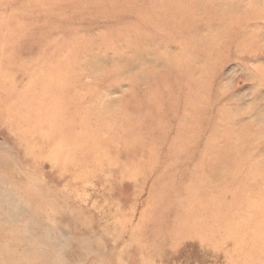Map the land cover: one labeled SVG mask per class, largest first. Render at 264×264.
Listing matches in <instances>:
<instances>
[{"label": "rangeland", "instance_id": "1", "mask_svg": "<svg viewBox=\"0 0 264 264\" xmlns=\"http://www.w3.org/2000/svg\"><path fill=\"white\" fill-rule=\"evenodd\" d=\"M39 263L264 264V0H0V264Z\"/></svg>", "mask_w": 264, "mask_h": 264}, {"label": "bare ground", "instance_id": "2", "mask_svg": "<svg viewBox=\"0 0 264 264\" xmlns=\"http://www.w3.org/2000/svg\"><path fill=\"white\" fill-rule=\"evenodd\" d=\"M214 146H215V145H214ZM214 146L211 147V149H213V151L210 149V151H211L210 154H213V152H216V150L214 149L216 146H215V147H214ZM29 256H31V255H29ZM31 257H32V256H31ZM40 262H42V261H40ZM64 263H65V262H64ZM39 264H40V263H39Z\"/></svg>", "mask_w": 264, "mask_h": 264}]
</instances>
